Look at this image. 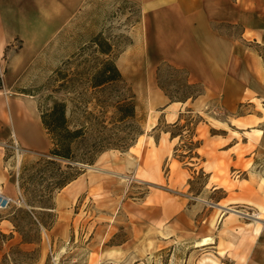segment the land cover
<instances>
[{
	"label": "rangeland",
	"instance_id": "obj_1",
	"mask_svg": "<svg viewBox=\"0 0 264 264\" xmlns=\"http://www.w3.org/2000/svg\"><path fill=\"white\" fill-rule=\"evenodd\" d=\"M141 14L136 0H0V17L4 30L11 36L0 52V101L33 98L40 113L55 101H64L70 127H82L85 135V139L76 144L77 153L98 143L109 151L103 157L98 155L91 164L54 158L48 155L50 142L42 127L47 143L44 152L27 149L13 138L5 145V158L15 175L16 192L10 207L0 210V217L10 218L17 234L15 237L12 233L0 232L1 245L9 240L2 262L118 264L99 260L101 249H117V253L110 255H121L119 247L106 246L121 244L133 233L132 222L127 218L117 220L114 215L130 202L137 201L149 188L171 185L166 184V178H172L181 165L190 175L188 186L181 191L192 197L190 202L203 206L196 218L202 220L208 211H213L210 220L204 222L209 227L210 245L197 248L187 239L169 249L149 252L141 260L125 258L121 264H200L205 259L207 264H264V224L218 209L219 205L225 206V201H218L223 189L203 188L207 174L195 164L200 161L195 152L199 143L194 137L196 127L201 129L216 123L213 105L201 112L187 110L183 121L176 125L159 122L157 128L179 137L172 156L159 165V156L146 137L150 134L146 128L152 87L148 83L150 69L153 84L170 99H193L202 94L204 88L201 83L191 82L186 70L167 61L150 66L143 51ZM216 27L223 35L237 37L239 53L249 47L264 56V44L239 39V26ZM96 35L110 43L108 55L100 53V47L92 42ZM106 58L113 60L120 79L91 87L92 75ZM129 99L135 103V114L117 121V103ZM8 106L5 104L6 110ZM263 154L259 153L258 159L264 160ZM46 159H55L60 166ZM67 164L74 167L67 168ZM258 170L264 177V161L259 163ZM74 172L89 173L88 182L95 179L91 173H99L96 177L100 180L94 186L99 187L101 195L84 191L60 210L54 205V198L63 188L59 187V182ZM214 173V179L229 183L236 175L227 167L215 169ZM234 209L253 215V210L244 206ZM260 212L264 220V210ZM107 222L118 227L110 228L107 234L105 231L101 238L99 233L94 237L96 227ZM59 223L71 225L68 237L60 238L59 228L64 227H59ZM246 240L253 241L251 252L245 248Z\"/></svg>",
	"mask_w": 264,
	"mask_h": 264
},
{
	"label": "crops",
	"instance_id": "obj_2",
	"mask_svg": "<svg viewBox=\"0 0 264 264\" xmlns=\"http://www.w3.org/2000/svg\"><path fill=\"white\" fill-rule=\"evenodd\" d=\"M136 1L142 13L140 28L143 51L150 66L159 61H167L186 70L188 79L201 83L204 88L203 93L193 99L171 100L153 84L150 69L148 83L152 87L146 122L150 134H146V137L159 156V165L172 156L179 142V137L172 136L169 130L157 128L159 122L176 125L183 121V114L187 110L201 112L208 105H213L217 114L213 118L216 123L201 129L196 127L194 134L199 139L195 152L200 158L195 164L207 174L203 188L211 191L223 189V196L218 201H225V206L219 205L221 207L234 209L244 206L252 209V214L264 210V177L258 170L259 163L264 161L258 159V154L264 153V59L249 47L239 53L237 37L223 35L216 27L223 24L239 26V39L264 44V0ZM10 40L11 36L4 30L0 17L1 53ZM252 80L256 83H251ZM5 104L9 105L8 110ZM41 127L40 112L33 98L15 97L10 102L0 101V193L13 198L16 192L15 175L10 171L5 158V145L13 138L27 149L44 152L47 143ZM101 153L99 157L106 154L100 156ZM224 167L236 173L230 178V183L213 178L215 169ZM178 169L172 178H166V184L170 182L171 185L149 188L137 201L130 202L114 215L117 220L127 218L132 222L133 233L131 238L121 244L106 246L119 247L121 255H110L111 252L117 253V249H101L99 260L118 264L127 258L141 260L149 252L171 247L187 239H191L197 248L210 245L211 241L202 245L197 242L208 237L209 227L204 222L210 220L213 211H208L202 220L196 218L203 206L190 202L192 197L181 191L188 186L190 175L184 172L181 165ZM237 173L240 174L237 176ZM88 174L80 173L57 193L54 198L56 208L63 209L64 205L71 204L84 191L91 195H101L99 187L94 186L100 180L96 177L99 173H91L95 178L93 182L86 180ZM149 183L156 184V181ZM218 209L231 212L220 207ZM240 217L249 218L245 215ZM254 221L264 224V220ZM196 223H200V226ZM64 225H58L64 227L62 230L59 228L58 234H62L60 238H66L70 233L71 225ZM112 227L116 229L118 226L107 222L96 227L94 237L99 233L101 238ZM0 232L12 233L16 237L13 223L7 216L0 217ZM89 243H93V238ZM6 244H9V240L0 244V264H6L2 262ZM252 244L253 241L246 240V250L251 252Z\"/></svg>",
	"mask_w": 264,
	"mask_h": 264
},
{
	"label": "trees",
	"instance_id": "obj_3",
	"mask_svg": "<svg viewBox=\"0 0 264 264\" xmlns=\"http://www.w3.org/2000/svg\"><path fill=\"white\" fill-rule=\"evenodd\" d=\"M92 42L100 47V53L108 55L111 52L110 43L102 38L101 35H96ZM261 55L264 59L262 53ZM120 77L121 74L113 60L106 58L92 75V83H90V85L94 88L101 87L103 85L111 84L108 82L118 80ZM116 111L117 121H122L135 114V103L132 99L119 102L116 105ZM40 120L50 142L48 155L54 158L91 164L101 152L107 149V147L105 148L104 145L98 143L86 146L82 153H77L76 144L80 142V140H84L85 135L82 127H70L69 121L66 117V104L64 101H55L50 108L42 110L40 113ZM171 135L174 136L172 133ZM46 162L59 165V162L55 159H46ZM66 167L71 169L74 166L67 164ZM78 175L77 172L72 174L68 173L64 176L63 181L59 182V187H64Z\"/></svg>",
	"mask_w": 264,
	"mask_h": 264
},
{
	"label": "bare ground",
	"instance_id": "obj_4",
	"mask_svg": "<svg viewBox=\"0 0 264 264\" xmlns=\"http://www.w3.org/2000/svg\"><path fill=\"white\" fill-rule=\"evenodd\" d=\"M106 153V150L104 151V152H102L101 153V155L100 156H102V155H104ZM106 155V154H105ZM99 157V156H98ZM98 159V158H97ZM124 178H125V176H124ZM75 180V179H74ZM69 184V183H68ZM233 213H234V215H241V214H239V213H242V212H240V211H238L237 210V212H234V211H232ZM254 212V211H253ZM253 216L254 217H256L259 221H260V219L262 220V218H261V216H260V212H256V213H254L253 214ZM260 223H262V222H260ZM209 240H210V238L209 237H204V238H202L200 241H198L197 243L198 244H200V245H202V244H207V243H209ZM149 243V242H148ZM207 262V260L205 259V260H202L201 262H200V264H207L206 263Z\"/></svg>",
	"mask_w": 264,
	"mask_h": 264
},
{
	"label": "built area",
	"instance_id": "obj_5",
	"mask_svg": "<svg viewBox=\"0 0 264 264\" xmlns=\"http://www.w3.org/2000/svg\"><path fill=\"white\" fill-rule=\"evenodd\" d=\"M12 198L0 193V210H4L10 207Z\"/></svg>",
	"mask_w": 264,
	"mask_h": 264
},
{
	"label": "water",
	"instance_id": "obj_6",
	"mask_svg": "<svg viewBox=\"0 0 264 264\" xmlns=\"http://www.w3.org/2000/svg\"><path fill=\"white\" fill-rule=\"evenodd\" d=\"M216 205V204H215ZM220 208H224L225 210H231V211H234V212H237V210H235V209H231V208H228V207H221V206H219ZM239 214H241V215H245V216H247V217H251V218H253V219H257L256 217H254L253 215H248V214H243V213H239ZM258 220V219H257Z\"/></svg>",
	"mask_w": 264,
	"mask_h": 264
}]
</instances>
